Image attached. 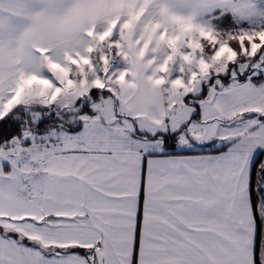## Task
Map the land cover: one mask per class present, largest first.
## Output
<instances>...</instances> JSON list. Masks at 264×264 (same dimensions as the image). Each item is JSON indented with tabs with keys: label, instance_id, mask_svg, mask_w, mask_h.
<instances>
[{
	"label": "snow or ice",
	"instance_id": "snow-or-ice-1",
	"mask_svg": "<svg viewBox=\"0 0 264 264\" xmlns=\"http://www.w3.org/2000/svg\"><path fill=\"white\" fill-rule=\"evenodd\" d=\"M0 264H264V0H0Z\"/></svg>",
	"mask_w": 264,
	"mask_h": 264
}]
</instances>
